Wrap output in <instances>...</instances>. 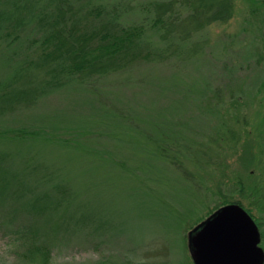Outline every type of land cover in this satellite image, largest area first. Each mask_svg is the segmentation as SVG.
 <instances>
[{"label":"rangeland","instance_id":"rangeland-1","mask_svg":"<svg viewBox=\"0 0 264 264\" xmlns=\"http://www.w3.org/2000/svg\"><path fill=\"white\" fill-rule=\"evenodd\" d=\"M234 2L233 17L209 25L189 51L111 75L98 106L61 105L58 121L113 120L99 118V131L73 145L37 147L71 185L65 210L45 218L50 236L61 231L48 264H195L191 234L226 199L242 202L264 234V208L253 203L264 207V0ZM165 132L202 136L210 153L221 136L219 153L196 150L179 168L158 150ZM11 209L0 200V264H37L20 256L14 239L28 218L13 220Z\"/></svg>","mask_w":264,"mask_h":264},{"label":"trees","instance_id":"trees-1","mask_svg":"<svg viewBox=\"0 0 264 264\" xmlns=\"http://www.w3.org/2000/svg\"><path fill=\"white\" fill-rule=\"evenodd\" d=\"M234 13V0H0V200L12 206L13 220L28 218L14 239L23 246L21 257L49 263L61 231L50 236L45 218L64 211L71 193L68 178L36 154L39 143L73 145L78 136L98 132L104 118L58 121L61 105L69 98L98 106V95L107 93L102 89L116 82L111 75L140 60L160 63L182 55L207 38L209 25ZM119 104L127 107L124 99ZM173 136L165 132L157 139L158 150L177 166L196 150L208 159L219 153L221 136L212 140L218 144L213 153L201 147L202 136ZM23 149L25 160L16 162L12 152ZM253 203L264 208L255 198Z\"/></svg>","mask_w":264,"mask_h":264},{"label":"water","instance_id":"water-1","mask_svg":"<svg viewBox=\"0 0 264 264\" xmlns=\"http://www.w3.org/2000/svg\"><path fill=\"white\" fill-rule=\"evenodd\" d=\"M191 235L195 264H264L260 227L238 202L220 207Z\"/></svg>","mask_w":264,"mask_h":264}]
</instances>
